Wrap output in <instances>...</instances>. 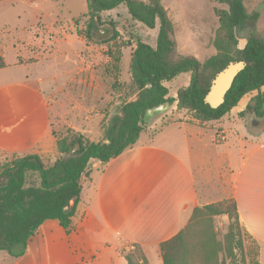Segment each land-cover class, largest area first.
I'll list each match as a JSON object with an SVG mask.
<instances>
[{"label": "crops", "instance_id": "obj_1", "mask_svg": "<svg viewBox=\"0 0 264 264\" xmlns=\"http://www.w3.org/2000/svg\"><path fill=\"white\" fill-rule=\"evenodd\" d=\"M11 1L13 5L19 3L0 0L10 5ZM37 14L34 9L31 23L14 28L22 30L25 38L15 34L11 39L37 46L49 44L53 50L50 54L38 53L31 60L22 45L21 50L14 51L12 63L4 60L5 66L0 68V163L29 153L43 159L54 151L58 119L70 123L90 140L102 139L99 123L96 133L93 119L88 124L77 119L86 110L80 96L86 95V89L93 94L95 89L98 91L99 74L90 71L88 55L73 44L78 37L64 34L62 39L44 43L41 37L28 33L34 28ZM1 24L6 30L13 29L6 22ZM1 35L7 39L6 32L0 33V40ZM60 40L69 44L58 52ZM177 49L181 53L178 42ZM181 54H192L200 61L208 58L201 57L195 48ZM241 67V62L230 63L216 76L206 95L211 106L221 102ZM58 71L62 82L57 81ZM182 74H186L183 83L172 93L166 85L168 81L164 82L168 95L175 96L178 88L189 83L190 74L179 75ZM87 79L91 86H87ZM73 94L78 96L74 104ZM254 94L247 95L251 98ZM247 95L241 98L244 102L236 112L237 119L232 117L235 123L230 122L235 106L220 119L202 124L174 104L148 115L147 128L134 145L104 164L96 160L89 163L70 229L66 231L55 219L45 220L29 239L23 255L14 257L6 252L11 257L6 264H127L125 252L134 244L140 247L148 264H163L159 244L190 222L197 205L208 204L216 175L231 179L238 220L264 246V126L246 134L229 129L233 123L244 129L245 116L240 112L250 100ZM119 113L120 108L114 114ZM73 116L77 121L69 120ZM216 130L224 133L221 142L214 140ZM142 134L146 138H141ZM94 172L97 178L93 180Z\"/></svg>", "mask_w": 264, "mask_h": 264}, {"label": "trees", "instance_id": "obj_2", "mask_svg": "<svg viewBox=\"0 0 264 264\" xmlns=\"http://www.w3.org/2000/svg\"><path fill=\"white\" fill-rule=\"evenodd\" d=\"M227 9L217 10L218 27L212 45L215 53L204 61L192 54H181L173 36V25L160 0H87L89 18L86 37L101 13L123 5L130 18L146 28H155V45L140 38L131 52L130 87L134 97L120 105V113L112 115L102 128V139L90 140L80 132L68 130L56 138L58 157L45 164L36 153L12 156L0 163V250L18 257L24 254L29 239L42 222L55 219L68 231L71 217L81 192L82 177L88 175L92 160L101 164L135 144L147 128V110L162 103L186 109L202 124L227 114L240 99L255 94L240 112L264 115V37L256 28L260 11L248 12L243 0H223ZM242 40L241 46L238 41ZM241 62L221 102L211 106L206 101L216 76L230 63ZM5 66L0 55V68ZM181 73H189L186 86L178 88L175 96L168 95L164 82ZM211 203L203 208L211 214H228L238 220L234 199ZM198 207L194 208L191 219ZM188 224L171 238L159 244L163 264H185L187 246L184 233ZM136 254L124 255L127 264H148L136 244Z\"/></svg>", "mask_w": 264, "mask_h": 264}, {"label": "rangeland", "instance_id": "obj_3", "mask_svg": "<svg viewBox=\"0 0 264 264\" xmlns=\"http://www.w3.org/2000/svg\"><path fill=\"white\" fill-rule=\"evenodd\" d=\"M166 9L167 16L173 25V36L179 43L181 53H185L193 48L201 57H209L210 51L215 53L212 41L215 31L218 27L217 10L227 9L223 0H160ZM248 12L253 9L260 11V16L256 23L257 31L264 37V0H243ZM17 5L0 2V33H7L6 37L0 40V55L8 63H12L15 50L19 51L25 48L29 51V59L34 60L38 53L47 54L52 52V46L27 44L23 41H13L12 36L18 34L25 38L22 30L15 31V27H21L31 23V13L35 9L39 14L34 21V28L28 33H33L39 40L46 43L52 39L63 38L64 34L69 37H78V42L73 44L81 46L80 51L88 55L91 63L90 71L99 74L98 91L86 89V95L80 96V99L86 102V110L79 122L93 119L90 129L93 127L95 132L102 134L103 125L114 114L119 112L123 101L132 99L134 93L130 87V62L132 48L137 38L154 46L157 33L155 28H146L139 22L130 18L126 8L123 5L116 9L104 11L101 13V19L92 24L89 38L86 37V25L89 18L86 15L88 7L87 0H17ZM1 22H6L13 29H4ZM80 39V40H79ZM33 40H35L33 38ZM71 40V39H69ZM69 43L57 44L58 52L65 49ZM242 40L238 41L241 46ZM61 46V47H59ZM4 49V52H3ZM178 50V49H177ZM79 51V49H78ZM4 57H3V53ZM21 54V53H20ZM21 56L18 54V58ZM28 59V60H29ZM4 61V63H5ZM11 67V66H10ZM57 81L62 79L57 72ZM19 74H17L18 76ZM186 74L179 75L169 80L166 85L170 93L175 87L183 83ZM90 79L86 80L87 86ZM49 82V80L47 81ZM96 83V79H95ZM92 88V87H90ZM264 91V86L263 89ZM252 96V95H251ZM76 94L72 95L73 104L78 101ZM250 98L249 95L246 96ZM244 99H241L235 108L230 112V122H234L232 117L237 119L236 112L242 109ZM167 109L165 107L163 110ZM161 110V111H163ZM78 113V112H77ZM245 116L244 129L233 124L229 129L236 134H246L257 132L264 126V115L257 117L253 112L247 110ZM159 117V116H158ZM160 118V119H159ZM158 119L161 120V117ZM168 118L165 117L164 120ZM249 118H252L254 124H251ZM259 118V121H256ZM150 117H148V120ZM152 119V118H151ZM77 121L75 116L69 119ZM100 121V122H99ZM147 121V120H146ZM167 121V120H165ZM90 123V122H89ZM100 124L99 129L97 124ZM160 123V122H159ZM69 123L61 122L58 119L54 126V135L56 138L64 136L68 130L75 131ZM92 126V127H91ZM56 128V129H55ZM220 128V127H217ZM216 128V129H217ZM240 129L243 131L241 132ZM153 130V128L151 129ZM78 132V131H76ZM240 132V133H239ZM219 135L223 132L215 131V141H222ZM103 136V134H102ZM141 138H146L142 134ZM56 149L43 157L45 164H51L58 157ZM97 174L92 173V179H96ZM213 191L208 198L209 203L225 202L224 207L231 205L233 200L231 193V179L228 176H214ZM88 184V183H87ZM87 184H84L86 187ZM199 204L200 210H197L195 216L189 222L184 233V240L187 246V255L185 264H264V246L260 244L239 222L228 214H211ZM138 251L134 246L129 245V254H136ZM4 257H0V263L6 264L10 260L5 250L2 251Z\"/></svg>", "mask_w": 264, "mask_h": 264}, {"label": "water", "instance_id": "obj_4", "mask_svg": "<svg viewBox=\"0 0 264 264\" xmlns=\"http://www.w3.org/2000/svg\"><path fill=\"white\" fill-rule=\"evenodd\" d=\"M166 106H167L166 103H162V104L157 105V106H155V107L149 108V109L147 110V115H151L154 111H161V110H163ZM251 124H254V122L251 121Z\"/></svg>", "mask_w": 264, "mask_h": 264}, {"label": "built area", "instance_id": "obj_5", "mask_svg": "<svg viewBox=\"0 0 264 264\" xmlns=\"http://www.w3.org/2000/svg\"><path fill=\"white\" fill-rule=\"evenodd\" d=\"M219 139L220 140H224L225 139V136L224 135H219Z\"/></svg>", "mask_w": 264, "mask_h": 264}]
</instances>
